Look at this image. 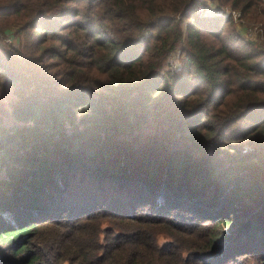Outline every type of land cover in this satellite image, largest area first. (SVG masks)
Segmentation results:
<instances>
[{"label":"trees","instance_id":"1","mask_svg":"<svg viewBox=\"0 0 264 264\" xmlns=\"http://www.w3.org/2000/svg\"><path fill=\"white\" fill-rule=\"evenodd\" d=\"M207 1L264 35V0H0V264H264L252 250L264 245L252 228H264V40L243 39L232 17H198ZM11 27L18 47L3 38ZM178 46L179 70H165ZM36 103L41 114L25 111ZM79 159L116 172L73 167L69 182ZM136 183L154 194L125 211ZM48 185L47 209L35 195ZM73 187L93 208L52 215ZM233 220L234 241L215 226Z\"/></svg>","mask_w":264,"mask_h":264},{"label":"rangeland","instance_id":"2","mask_svg":"<svg viewBox=\"0 0 264 264\" xmlns=\"http://www.w3.org/2000/svg\"><path fill=\"white\" fill-rule=\"evenodd\" d=\"M228 9L229 8L219 7L217 3H213V2L207 1L205 4H201L200 6H197L194 10H195V14L198 17H205L204 16L205 14L203 15V13H207V12H209V10L213 14L214 13L216 14L217 11H220L219 13L220 14H223L224 16H226L225 13H228L229 12V14L227 16L233 17V14L231 13V11H229L231 9H229V10ZM233 24H234L235 28L237 29V31L239 32V34L242 36L243 39L249 40V41H259L260 43H262V39H264V36H262L261 39H260V37H258L256 27H253V26H255V23H254L253 20H250V19L246 20V19H243V18H242V20H237V19L234 18L233 19ZM179 26H180V28L182 30L185 31V21H182L179 24ZM3 38L6 41V43L12 44L14 47H18L21 44V42H22V37L19 36V35H17L15 33V27L9 28L6 31V33L4 34ZM261 45H263V47H264V42ZM179 56H180V46H178L173 51V53L168 57L167 62L169 63V65L166 66L164 69L165 70L173 69L174 71L179 70V67H180ZM44 106L45 105L43 103L29 104V105H27L25 107V111L27 112L28 110L31 111L32 109H37V113L41 114L42 113L41 111H42V109H43ZM65 107H67V106H65ZM235 129L236 130H239V129H241V127H237ZM234 132L235 131L232 130V134H235L236 135V133H234ZM233 143H236V142H233ZM77 158H78L77 156L74 157V159H77ZM141 159H143L144 161L145 160L146 161L147 160L150 161V159H147V157H145V158L142 157ZM141 159H139V161H141ZM63 164H64V162H62V163L57 162V163L54 164L53 169H51L50 172L48 171L50 173V175H51V183H52V185L54 184V182L52 180V178L54 177V172L61 171L60 170V167L61 166H64ZM73 167L74 168H77L79 170L82 169V168H84V170H86L88 173H90L92 170H94V173H95V174L93 173L94 175H99L100 173H102L101 175H105L107 177L108 176L110 177L112 174H114V172H116L114 166L107 167L108 168L107 170H96L98 167L96 168L94 166V164L92 163V161H87L86 162L85 160H82L81 161V159H79V160L73 162V165H72V168H71V174H70V176L68 178L69 182L71 180H73L74 182H76V181L79 180V177L78 176L77 177H74V178L71 177L72 172H78V171L74 170ZM157 180H158V178H157ZM155 183H156V179H155V181L152 184H155ZM136 185L138 187H139V185L141 186L140 183H139V185L136 183ZM46 187H49L50 188V189L47 188L49 191L46 192L45 191L46 189L44 188L43 190L39 191V193L36 194L35 197L37 199L41 200V202L44 204V208L47 207V209H48V205L51 204V203H53V198L51 197V195H52L51 193H53L51 191L53 190V188L51 189V187L49 185L46 186ZM208 187L215 188V184L213 185V183L211 182ZM136 188L137 187H135V189ZM153 191H154V188L151 187V184L147 185L146 188L141 187L139 190L134 191V192H138V195H136V194L134 195L135 196L134 199H136V204H135L136 206L128 207V205H126V209H125V204L123 203L122 210L125 209V211H128L131 208L132 209H139L140 208V205H141V203L143 201H148V200L150 201L151 200V195H152ZM80 194H82V195H88L89 196V191L88 190L80 191V187H73L72 189H70L68 191V193L64 194V196H63V197H66V206H65V208L64 207L62 208L60 206V204L58 203L57 206H56V208H54V209H56V211L55 212H53V211L51 212L52 215H58V216L67 217V215L75 214V213L79 212L80 210L85 211V210L92 209L93 208V205H91L90 196L87 198V197H84L82 195L79 196ZM22 196H23V194H20L16 198V199H18L17 200L18 201L17 202V205H18V203L21 204V202H19V199H21ZM79 197H84L87 200L86 203L84 202L83 198H79ZM54 202H56V200ZM181 205H182L181 206L182 208H186L187 205L190 206L192 209H194L193 210V214L195 213L198 216H199L200 213L203 214V213H212V211L215 212L212 209V206L210 204L209 205H206V206H203L202 203H197V202H194V204H193L191 202H188L187 201V198H185L184 201L183 200L181 201ZM57 207L59 208V210H57ZM104 207L105 206H103V208ZM24 213L25 212H21L20 218H18V222H20L22 225H26L28 222L31 221L29 218L25 217V214ZM41 214L47 215L46 213H41ZM172 218H174V217L172 216ZM179 220L180 219L173 220V221H179ZM183 221L186 222L187 219L186 220H182L181 222H183ZM189 222H191V221H189ZM190 225H192V224H190ZM248 225H249L248 222H247V224H246V222L244 223V225H243L244 232H245V227L248 226ZM107 226H108V224L106 222L104 224H102V228L103 229H105ZM215 226H217L216 227V231H218V233L223 232V233L226 234V232H228V230L230 232L231 231L233 232L235 230V232L232 235V238L230 239V240L234 241L235 238H236V236H237L236 230H239L240 224L238 222H236L235 220H233V221H231V224L229 226L221 225V224L220 225H215ZM45 228H47V225H45V224L40 225V227H39L40 230H44ZM252 228H253L254 235H255V233H258L259 235H263L264 236V228L257 227V226H253ZM259 228H261V230H258ZM241 229H243V228L241 227ZM247 229H249V228L247 227ZM100 237L103 238L102 235ZM168 238L169 237H168L167 234L161 232V233H159L157 235V243L159 245H162L166 241H168ZM258 239H260V238H258ZM252 240H254V239H252ZM33 241L38 242L37 239H34ZM252 242H254V241H252ZM38 243H42L43 244L44 241L38 242ZM254 243L257 244L259 247L255 248V247L252 246V250H254V249L255 250H258L260 247H264V245L260 246V242H254ZM250 249H251V247H250ZM239 259L242 260L241 258H239ZM249 263H254L255 264V261L252 260V261H249ZM258 263L259 264H262L261 261H259Z\"/></svg>","mask_w":264,"mask_h":264},{"label":"clouds","instance_id":"3","mask_svg":"<svg viewBox=\"0 0 264 264\" xmlns=\"http://www.w3.org/2000/svg\"><path fill=\"white\" fill-rule=\"evenodd\" d=\"M153 6L157 8L166 7V0H153ZM136 16L140 21L146 22L150 18V12L147 8L141 7L137 9Z\"/></svg>","mask_w":264,"mask_h":264},{"label":"built area","instance_id":"4","mask_svg":"<svg viewBox=\"0 0 264 264\" xmlns=\"http://www.w3.org/2000/svg\"><path fill=\"white\" fill-rule=\"evenodd\" d=\"M229 10V9H228ZM229 11H231V13L233 14V17L235 18V19H237V20H240V13L239 12H237V11H233V10H229ZM220 11H217V14H220L219 13ZM229 14V12L228 13H225V15L227 16ZM223 15V14H222ZM237 15V16H236ZM232 17V18H233ZM233 18V19H234ZM253 27H256V30H257V35H260V39H261V37L262 36H264V35H262L261 36V33L259 32V30L257 29L258 27L257 26H253ZM264 39H262V41H263Z\"/></svg>","mask_w":264,"mask_h":264}]
</instances>
